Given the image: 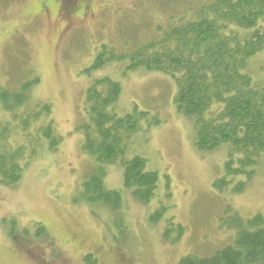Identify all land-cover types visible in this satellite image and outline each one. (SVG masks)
<instances>
[{"label": "rangeland", "instance_id": "rangeland-1", "mask_svg": "<svg viewBox=\"0 0 264 264\" xmlns=\"http://www.w3.org/2000/svg\"><path fill=\"white\" fill-rule=\"evenodd\" d=\"M72 1L0 0V87L16 90L31 83L32 101L50 105L61 139L54 151L39 140L21 180L13 187L0 185V264H94L81 259L92 245L112 249L108 264H179L185 256L206 257L230 245L236 213L264 217V158L242 192L232 191L242 177L216 190L213 182L224 176L226 152L195 148L192 123L176 111L170 76L126 71L127 59L89 70L102 45L131 51L170 26L195 19L199 8L214 0H85L72 23L60 21L54 28L43 9L53 20L61 3L65 8ZM251 68L264 77V52ZM102 74L120 82V114L136 108L145 112L143 126L159 120L130 140L127 155L143 156L159 175L148 205L130 193L117 210L81 197L82 182L95 166L82 148L84 94ZM104 170L107 188H121L122 167Z\"/></svg>", "mask_w": 264, "mask_h": 264}, {"label": "trees", "instance_id": "trees-1", "mask_svg": "<svg viewBox=\"0 0 264 264\" xmlns=\"http://www.w3.org/2000/svg\"><path fill=\"white\" fill-rule=\"evenodd\" d=\"M263 19L264 0H214L200 7L195 19L176 23L160 38L131 51L102 45L89 70L127 59L126 71L170 76L176 85V111L192 123L195 148L205 154L226 152L225 173L213 182L214 188L222 191L232 179L242 177L244 181L232 189L240 193L264 158V77H257L251 68L255 57L264 52ZM30 84L16 90L0 87V115L6 116H0V185L5 187L21 180L38 153L39 140L47 141L52 151L61 142L50 105L32 101ZM120 96V82L111 76L102 74L92 80L84 94L86 119L80 126L83 151L95 161L82 182L81 197L88 204L112 210L122 205L124 193L148 205L159 187L158 173L147 168L143 156L127 157L130 140L159 120L143 126L145 112L133 108L120 114ZM117 164L122 167V186L109 189L104 168ZM162 210L151 219L156 221ZM230 227L235 232L230 245L206 257L185 256L179 264H264V217L245 219L236 213ZM177 228L180 234L182 227ZM84 261L99 264L92 256Z\"/></svg>", "mask_w": 264, "mask_h": 264}, {"label": "flooded vegetation", "instance_id": "flooded-vegetation-1", "mask_svg": "<svg viewBox=\"0 0 264 264\" xmlns=\"http://www.w3.org/2000/svg\"><path fill=\"white\" fill-rule=\"evenodd\" d=\"M84 1L85 0H74L71 5L66 6L65 8L63 7L65 2H62L61 5L55 11V19L53 20H50L51 14L48 11L49 9H43L42 13L45 15L46 18H48L54 28L55 26H58L57 24L60 21H66L70 24L73 22V14L75 13L76 9L80 7V4ZM89 249L91 252L87 254V252L85 251L86 253L81 254V259L86 260V257L88 258L89 256H92V258H94L95 261L99 264L109 263V260L111 259L113 253L112 249L105 248L101 245H92Z\"/></svg>", "mask_w": 264, "mask_h": 264}]
</instances>
